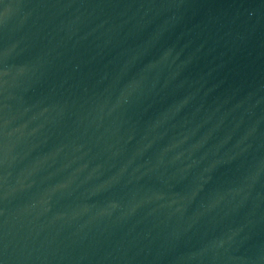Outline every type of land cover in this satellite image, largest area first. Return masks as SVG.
Returning a JSON list of instances; mask_svg holds the SVG:
<instances>
[{"label": "water", "instance_id": "95a60500", "mask_svg": "<svg viewBox=\"0 0 264 264\" xmlns=\"http://www.w3.org/2000/svg\"><path fill=\"white\" fill-rule=\"evenodd\" d=\"M0 264H264V0H0Z\"/></svg>", "mask_w": 264, "mask_h": 264}]
</instances>
